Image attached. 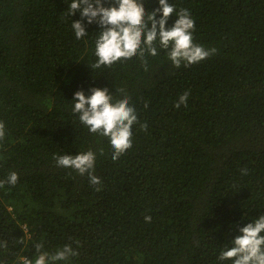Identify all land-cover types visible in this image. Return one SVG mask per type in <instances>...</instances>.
<instances>
[{
    "label": "trees",
    "instance_id": "1",
    "mask_svg": "<svg viewBox=\"0 0 264 264\" xmlns=\"http://www.w3.org/2000/svg\"><path fill=\"white\" fill-rule=\"evenodd\" d=\"M70 2L0 0V181L18 174L0 188V262L34 259L43 244L79 253L56 264H231L220 251L264 215V0H169L216 52L176 68L158 48L147 70L138 57L92 69L100 29L77 40ZM93 87L126 94L138 116L115 161L72 112L74 93ZM88 150L99 185L53 158Z\"/></svg>",
    "mask_w": 264,
    "mask_h": 264
},
{
    "label": "clouds",
    "instance_id": "2",
    "mask_svg": "<svg viewBox=\"0 0 264 264\" xmlns=\"http://www.w3.org/2000/svg\"><path fill=\"white\" fill-rule=\"evenodd\" d=\"M77 12L80 19L71 24L77 40L88 35L86 29L89 25L95 24L100 29L95 38L96 60L91 65L92 69L108 68L117 62L138 57L147 70L145 57L159 55L158 48L165 51L167 59L176 68L198 64L216 52L215 48L206 49L194 42L195 22L189 10L181 8L177 12L169 0H158V7L152 11H146L143 0H71L67 15L73 17ZM174 13L178 19L171 27H166ZM118 91L125 93L124 89ZM89 92L91 94L87 96L82 90L74 93L72 112L78 115L80 123L90 133L109 140L112 160L115 161L132 147V127L139 123L137 113L126 94L122 99L114 100L107 87H93ZM188 98L189 92L185 91L175 107H186ZM147 127L146 123L140 125L141 130ZM4 137L5 125L0 122V140ZM53 158L58 167L73 169L82 176L86 174L90 184L101 183L93 174L96 154L92 150ZM17 181L18 174L12 172L6 180L0 181V188L5 184L15 186ZM145 222L150 223L151 216H145ZM17 242L23 243V240ZM0 248H7L6 240L0 241ZM35 248V258L21 257L20 264H56L79 254L70 245L54 254L41 251L43 244H36ZM217 259L220 262L231 261V264H264V215L240 227L239 235L231 239V246H225Z\"/></svg>",
    "mask_w": 264,
    "mask_h": 264
}]
</instances>
